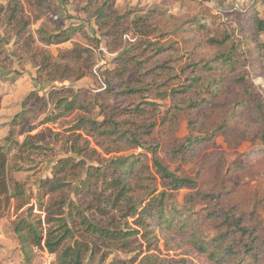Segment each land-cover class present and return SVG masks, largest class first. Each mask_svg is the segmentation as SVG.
I'll use <instances>...</instances> for the list:
<instances>
[{
	"label": "rangeland",
	"instance_id": "374dc122",
	"mask_svg": "<svg viewBox=\"0 0 264 264\" xmlns=\"http://www.w3.org/2000/svg\"><path fill=\"white\" fill-rule=\"evenodd\" d=\"M8 1L0 0V142L8 137L15 115L19 116L20 124L13 130V142L24 141L26 135H19L23 127L33 128L28 147L16 149L12 145L14 149L8 153V165L15 181L35 192L38 181L52 177L51 169L59 159L71 158L76 163L83 159V165L74 171L75 174L68 172L59 177L75 183L76 177L84 178L86 167L96 162L88 160L84 153L73 154L71 147L87 149L85 155L94 150L91 155L96 159L97 155H103L93 145L86 148L87 139L79 138L80 133L70 130L76 120L102 121L99 104L105 107V115L115 107L126 111L146 109L138 117L130 115L128 123L132 121L141 132L149 131L144 138L159 144L160 158L170 172L195 180L201 192L222 194V206H233L249 213L256 205L259 226L264 230V157L252 163L246 156L262 145L259 132L264 129V52L254 41L255 30L244 20L245 12L255 0H110L119 14L129 13L130 19L152 15L147 29L143 30L149 33V38H141L133 29L124 36V41L133 44L147 41L166 49L158 57L150 54L152 58L144 71L130 68L123 78L126 89L112 92H107L104 81L107 80L106 71L112 69L110 53L103 42L97 49L91 41L99 39V34L89 13L103 0L91 4H87L88 0H52L58 26L79 27L70 41L53 46H44L39 41L40 32L52 31L55 25L40 12H32L28 3L33 0H21L29 15V25L20 37L5 27L3 13ZM256 10L263 19V6L258 5ZM193 20L199 21L201 26H193ZM223 40V46L215 43ZM27 42L29 47L25 46ZM229 46H234L233 68L208 73L200 69L201 60H214ZM78 48L91 49L92 73L85 78L61 84L49 81L52 75L49 76L48 71L36 72L34 63H41L42 57L50 55L48 58L59 65L69 64L70 55ZM144 56H148L147 53ZM191 66L194 67L191 69ZM194 69L204 77L196 89L188 88L190 72ZM54 88L63 90L60 97L74 100L80 107L56 122L41 125L45 115L52 112L53 104L49 102L46 109L41 110L36 98L47 95ZM113 93L128 95L115 96ZM30 95L33 97L26 102ZM33 98L35 104H31ZM194 100L197 101L195 107H190ZM23 103H26L25 108ZM201 137L211 140L193 148L186 157H177L176 149L187 140ZM122 150L124 156L140 152L127 150V146ZM62 192L61 196H69L68 188ZM187 192H175L178 202L183 201ZM53 196L61 198L58 194ZM208 204L211 206L208 201L198 202L196 208ZM10 212L6 211L0 218V264H25L21 254L13 250L18 243L10 231ZM35 214L43 218L38 211ZM157 235L154 254L160 258L182 260L186 264H211L180 237ZM132 256L113 252L102 264ZM30 264H44V261L34 257Z\"/></svg>",
	"mask_w": 264,
	"mask_h": 264
},
{
	"label": "trees",
	"instance_id": "16d2710c",
	"mask_svg": "<svg viewBox=\"0 0 264 264\" xmlns=\"http://www.w3.org/2000/svg\"><path fill=\"white\" fill-rule=\"evenodd\" d=\"M96 1L88 0L87 4ZM258 5L264 10V0H255L245 12L244 20L255 30L254 41L257 48L264 52V18L256 10ZM28 6L32 12H40L55 25L52 31L40 32L39 41L44 46L66 43L78 33L79 27L58 26L52 0H33ZM25 13L21 0H9L3 13L4 26L18 37L29 25V15ZM89 17L99 39L85 36L95 43L94 48L98 49L103 42L111 56L112 69L106 71L108 81L104 79L107 92L126 89L123 78L130 68L144 71L152 58L150 54L158 57L166 51L156 43L138 41L133 44L123 40L133 29L141 38H149V33L143 30L147 29L152 18L150 14L130 19L129 13L119 14L110 0H103L89 13ZM193 26L201 25L193 20ZM210 42L214 43V40ZM224 42L215 41L220 46ZM25 46L29 47V43ZM233 48L229 46L214 60H201L200 69L208 73L220 68H233L236 61ZM90 50L78 48L70 55V63L64 65L51 61L48 58L50 55H47L42 57L41 63H34L35 70L38 73L48 71V75H52L49 81L54 83L79 81L92 73ZM146 53L148 56H144ZM190 74L188 88L196 89L204 77L195 69ZM62 91L54 88L47 95L36 98L41 110L46 109L49 102L53 104L52 112L45 115L41 125L56 122L80 107L74 100L60 97ZM118 94L128 95H114ZM32 97L30 95L26 102ZM36 99L33 98L31 104H35ZM196 102L192 101L189 106L195 107ZM25 105L23 103L22 107L25 108ZM98 108L102 121L79 118L70 129L80 133L79 138L84 136L87 139L86 148L93 145L103 154L102 157L97 155L96 159L91 155L94 150L85 155L87 149L75 145L71 147L73 154L80 156L84 153L88 160L96 162V165L86 167L84 178L77 176L75 183L65 181L66 177H59L73 173L83 165V159L77 163L71 158L59 159L51 169L52 177L38 181L35 192L28 191L24 183L12 178L8 165V153L14 149L11 146L27 148L33 129L23 127L19 135H26L24 141L13 142V130L16 124H20L18 115L11 122L8 137L0 142V218L13 208L16 218L10 224L11 232L18 243L23 263L30 264L34 259V248H45L54 256L55 264H102L113 252L133 256L114 258L109 264H186L182 260L162 259L154 254L158 245L157 234L160 233L163 237H180L211 264H264V230L259 226L256 205L249 213L240 212L233 206H222V194L216 196L201 192L195 180L171 173L160 158L159 144L144 138L149 131H139L132 121L131 128L127 129L130 126L128 120L132 118L130 115L138 117L146 109L131 108L126 111L115 107L105 115V107L99 104ZM259 134L262 145L246 154L252 163L264 157V129ZM210 140L209 137L187 140L175 150L177 157H186L193 148ZM123 146L140 152L134 156L121 155ZM64 188L69 189V196H61ZM179 190L188 191L181 203L175 196ZM54 194L61 198H56ZM45 197L49 199L45 201ZM206 201L211 206L196 208L198 202Z\"/></svg>",
	"mask_w": 264,
	"mask_h": 264
},
{
	"label": "built area",
	"instance_id": "2783aa9c",
	"mask_svg": "<svg viewBox=\"0 0 264 264\" xmlns=\"http://www.w3.org/2000/svg\"><path fill=\"white\" fill-rule=\"evenodd\" d=\"M35 257H40L44 264H49L50 262H54V256L50 254L45 248H34Z\"/></svg>",
	"mask_w": 264,
	"mask_h": 264
},
{
	"label": "crops",
	"instance_id": "0c3cea01",
	"mask_svg": "<svg viewBox=\"0 0 264 264\" xmlns=\"http://www.w3.org/2000/svg\"><path fill=\"white\" fill-rule=\"evenodd\" d=\"M15 218H16V216L14 215L13 208H12V209H11V212H10V215H9V224H11V222H12L13 220H15ZM10 231H11V225H10ZM18 247H19V246L16 245V246L14 247L13 250H16V252L20 254V252H19V250H18Z\"/></svg>",
	"mask_w": 264,
	"mask_h": 264
}]
</instances>
